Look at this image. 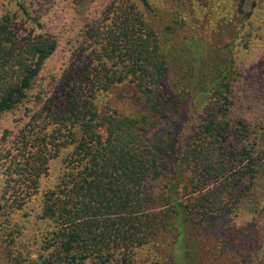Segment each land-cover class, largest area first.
Segmentation results:
<instances>
[{
	"label": "trees",
	"instance_id": "16d2710c",
	"mask_svg": "<svg viewBox=\"0 0 264 264\" xmlns=\"http://www.w3.org/2000/svg\"><path fill=\"white\" fill-rule=\"evenodd\" d=\"M51 1L0 0V113L35 98L0 149V216L25 208L53 157L64 162L41 195L46 226L28 264H136L133 250L162 233L171 240L160 246L180 248L183 264H264V202L239 248L209 257L197 240L198 227L226 218L264 177V119L238 104L234 37L209 44L174 0H112L85 30L86 53L34 93L57 49L41 20ZM245 1L241 28L256 7ZM116 86L132 92L129 106L101 111L99 95Z\"/></svg>",
	"mask_w": 264,
	"mask_h": 264
},
{
	"label": "rangeland",
	"instance_id": "374dc122",
	"mask_svg": "<svg viewBox=\"0 0 264 264\" xmlns=\"http://www.w3.org/2000/svg\"><path fill=\"white\" fill-rule=\"evenodd\" d=\"M111 1L52 0L47 4V10L43 11L41 20L44 29L56 37L57 49L40 71L34 93L40 90L44 93L46 87L52 88L54 75L61 73L73 58L86 53L82 52L86 46L85 30L88 25L95 22ZM148 1L154 6L167 0ZM252 1L256 2L255 11L251 18L244 22L243 28L240 17L235 16L238 0H183L181 3L174 0V13L179 11L185 15L186 24L192 29L195 28V31L204 36L209 44H221L234 37V57L238 66V72L235 71L234 87L235 93L241 98L238 104L248 106L251 111L263 115L264 119V0H246L245 10ZM7 6L14 9L13 1ZM155 24L158 28L163 26L156 19ZM124 87L116 86L106 94L99 95L101 111L129 106L133 95L129 88ZM123 94L125 98H122ZM34 100L35 98L27 103L26 107L0 113V149L4 147L8 149L13 145L15 135L25 119V113L30 112L28 107L32 108ZM192 124V121L185 124L187 126L183 137H188L187 131H190ZM62 158L63 153L50 160L47 173L41 179L37 193L32 196L25 208L11 213L9 218L0 216V264H28L26 259L36 255L37 239L45 231L46 226L37 219L41 195L59 182L64 171ZM263 202L264 177H261L257 181L254 180L245 198L230 208L231 211L226 218H220L213 224L203 223L198 227L196 231L199 249L201 247L209 257L220 253L223 256V253L219 252L220 249L233 251L244 242H248L247 234L251 232L257 221L261 220L258 210ZM169 240L171 237L162 233L152 243L134 249L131 257L136 264H166L163 260L166 257L169 262L170 259L172 260L170 264H183L180 248L170 249L173 252L170 253L169 249L160 246V243ZM18 249L24 252L20 260L17 255ZM26 251L29 252L27 255ZM234 262L235 257H231L227 262L223 260L220 263L214 260L210 263L235 264ZM84 264H97V262L92 260Z\"/></svg>",
	"mask_w": 264,
	"mask_h": 264
}]
</instances>
